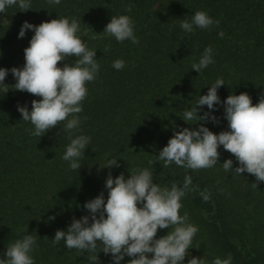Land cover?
Wrapping results in <instances>:
<instances>
[{
    "label": "trees",
    "instance_id": "trees-1",
    "mask_svg": "<svg viewBox=\"0 0 264 264\" xmlns=\"http://www.w3.org/2000/svg\"><path fill=\"white\" fill-rule=\"evenodd\" d=\"M129 6L131 12H126ZM199 10L219 20V26L185 33L181 20ZM120 14L134 20L139 44L105 38V25ZM0 17L7 19L0 21V67L23 66V50L33 34L17 38L23 21L38 25L56 17L81 20L78 35L96 49L100 64L96 79L86 83L83 111L77 114L82 121L78 134L91 137L78 171L62 159L70 142L62 133L64 122L41 137L29 135L26 129L32 125L21 118L17 105L27 104L30 110L31 101L40 97L15 90L11 73L7 85H0V257L12 241L31 234L38 244L31 253L35 264H89L88 253L69 250L63 241L51 246L55 231L86 214L85 201L101 191L107 196L109 172L128 176L134 169L151 167V161L154 183H182L187 174L197 187L186 194L180 209L199 228L185 262L191 256L204 255L211 262L231 254L232 264H264V182L248 173H226L221 163L231 158L235 167L236 162L222 147L220 163L211 169L190 170L174 163L164 167L157 160L174 130L197 126L182 120L183 111L218 77L225 82L218 88L221 101L246 92L255 104L264 96V0H62L56 6L32 0V9L9 8ZM206 46L213 47L215 63L198 74L191 65ZM117 59L125 61L122 70L112 67ZM206 110L204 106L201 113ZM214 114L219 122L206 126L214 133L226 130L222 106ZM106 154L117 158L119 167H103ZM205 189L211 193L208 201L200 195ZM171 230L159 229L157 238ZM97 255L101 264H109L110 255ZM130 259L125 257L122 264Z\"/></svg>",
    "mask_w": 264,
    "mask_h": 264
},
{
    "label": "clouds",
    "instance_id": "clouds-1",
    "mask_svg": "<svg viewBox=\"0 0 264 264\" xmlns=\"http://www.w3.org/2000/svg\"><path fill=\"white\" fill-rule=\"evenodd\" d=\"M47 2L56 6L62 0ZM9 8L27 11L32 9V0H0V14ZM126 12H131V6ZM219 23L206 11L199 10L190 19L181 20L179 26L185 33H192L196 28L211 29ZM80 24L81 20L69 17H56L38 25L23 21L17 38H24L28 31L33 33L23 50L24 64L22 67H0V85H7L5 79L11 73L15 90L40 97L31 101L30 110L27 104L17 105L21 118L32 125L26 129L29 135L41 137L64 122L62 133L68 134L70 142L62 159L75 171L81 168L85 149L91 142L90 136L78 134L82 121L77 114L83 111L81 102L88 93L86 83L95 80L100 71L96 49H90L78 35ZM134 29V20L127 14H120L111 16L102 32L109 40L139 44ZM218 35L223 38V31ZM110 47L106 45L105 50ZM73 56L74 61L58 66V62ZM213 63L214 49L206 46L191 69L199 74ZM112 67L122 70L125 61L117 59ZM222 85L225 82L218 77L208 86L206 94L199 95L196 103L183 111L182 120L197 126L174 130L157 160L163 161L164 167L174 163L190 170L211 169L220 163L219 149L222 147L236 162L235 167L231 158L221 163L226 173L239 176L248 173L257 182H264V96L255 104L246 92L229 94L221 101L218 88ZM2 90L6 93L9 88ZM218 105L223 108L227 129L214 133L206 124L219 122L214 114ZM204 106L207 110L201 113ZM149 164L152 166L134 169L128 176L123 172L113 176L109 172L104 182L107 196L101 191L85 201L86 214L78 219L73 217L66 229H57L51 246L63 241L69 250L88 253L89 264H101L97 255L100 251L110 255L109 264H122L125 257L131 258L126 264H232L231 254L223 259L215 257L211 262L204 255L191 256L185 262L199 228L190 222L187 212L181 215L180 209L186 194L196 191L197 187L193 186V177L187 174L182 183L173 182L170 186L154 183L153 162ZM103 167H119L117 158L106 154ZM254 186L257 187V183L254 182ZM200 195L204 201L211 197L207 189ZM48 219L54 220L55 216ZM170 228L171 231L157 238L159 229ZM35 247H38L37 238L25 234L6 247L0 264H35L31 255ZM98 247L102 250L97 251Z\"/></svg>",
    "mask_w": 264,
    "mask_h": 264
},
{
    "label": "rangeland",
    "instance_id": "rangeland-1",
    "mask_svg": "<svg viewBox=\"0 0 264 264\" xmlns=\"http://www.w3.org/2000/svg\"><path fill=\"white\" fill-rule=\"evenodd\" d=\"M5 20H7V19H6V18H1V17H0V21H5Z\"/></svg>",
    "mask_w": 264,
    "mask_h": 264
}]
</instances>
